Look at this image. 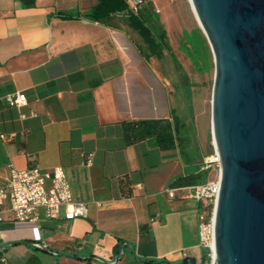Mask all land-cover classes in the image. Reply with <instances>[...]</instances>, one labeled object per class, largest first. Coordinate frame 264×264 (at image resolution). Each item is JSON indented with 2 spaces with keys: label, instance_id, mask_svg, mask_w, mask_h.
<instances>
[{
  "label": "crops",
  "instance_id": "1",
  "mask_svg": "<svg viewBox=\"0 0 264 264\" xmlns=\"http://www.w3.org/2000/svg\"><path fill=\"white\" fill-rule=\"evenodd\" d=\"M96 4L37 0L26 8L22 0H0V135L8 137H0V182L10 167H62L74 199L89 210L87 218L75 220H67L62 207L57 219L41 211L34 223H1L0 259L183 264L192 257L202 263L199 204L161 195L194 168L184 165L178 150L162 152L149 140L125 146L123 136L124 122L178 114L170 105L174 88L155 69L159 58L142 57L126 25L108 27L86 17ZM72 11L81 17L57 15ZM17 93L27 103L10 107L6 97ZM89 153L91 166L85 161ZM216 176L210 170L208 180ZM122 178L130 181L131 197L124 196Z\"/></svg>",
  "mask_w": 264,
  "mask_h": 264
},
{
  "label": "water",
  "instance_id": "2",
  "mask_svg": "<svg viewBox=\"0 0 264 264\" xmlns=\"http://www.w3.org/2000/svg\"><path fill=\"white\" fill-rule=\"evenodd\" d=\"M189 2L215 58V264H264V0Z\"/></svg>",
  "mask_w": 264,
  "mask_h": 264
},
{
  "label": "built area",
  "instance_id": "3",
  "mask_svg": "<svg viewBox=\"0 0 264 264\" xmlns=\"http://www.w3.org/2000/svg\"><path fill=\"white\" fill-rule=\"evenodd\" d=\"M149 1L128 0L129 11L138 15ZM6 101L10 107L16 108L27 103L23 93L10 94ZM0 137L2 140L8 139L7 135ZM93 157V153L85 156L86 165H92ZM202 170H215L217 176L196 186L167 188L165 193L170 199L179 195L182 199H193L199 204V247L207 252L208 260L205 264H215V212L221 191V159L216 148L204 158ZM6 201H9V208H5ZM62 207L66 208L67 220L87 218L89 215L87 204L74 199L62 167L51 171L39 167L26 170L10 167L7 178L0 182V224L6 221L34 223L41 211H44L47 218L57 219ZM0 260L5 264L7 262L4 256Z\"/></svg>",
  "mask_w": 264,
  "mask_h": 264
},
{
  "label": "rangeland",
  "instance_id": "4",
  "mask_svg": "<svg viewBox=\"0 0 264 264\" xmlns=\"http://www.w3.org/2000/svg\"><path fill=\"white\" fill-rule=\"evenodd\" d=\"M144 14L150 24L156 28L162 26L167 34L169 50L160 60L155 59L153 65L162 80L174 88L170 105L193 125L202 153H207L210 148L214 151L212 94L215 58L206 35L201 27L198 30L194 26L185 0H150L144 6ZM136 39L140 42L139 38ZM166 189L161 193L165 197ZM46 264H55L54 258L46 260Z\"/></svg>",
  "mask_w": 264,
  "mask_h": 264
},
{
  "label": "trees",
  "instance_id": "5",
  "mask_svg": "<svg viewBox=\"0 0 264 264\" xmlns=\"http://www.w3.org/2000/svg\"><path fill=\"white\" fill-rule=\"evenodd\" d=\"M36 1L22 0L26 8L35 7ZM96 1L97 4L86 15L87 18L108 27L119 28L120 24L126 25L132 33L138 35L140 42L137 40V47L146 61L152 57L159 59L164 57L165 52L169 50L166 31L163 27L156 28L152 23L150 24L149 19L144 16V8L138 15H135L129 11L128 0ZM57 15L66 20L81 17L79 11L59 12ZM122 126L125 146L149 140L162 152L178 150L184 165L194 168L191 172L172 180L169 188L191 187L208 181L209 171L201 170V168L204 158L209 156L213 150L210 148L207 153H202L196 139L195 129L185 117L173 111L170 119L130 121L124 122ZM121 186L124 196L131 197L128 178L121 179ZM126 188L128 189L125 190ZM175 199H182V197L178 195ZM146 227V225L142 226V230ZM202 260L199 264H205L208 260L206 251H203Z\"/></svg>",
  "mask_w": 264,
  "mask_h": 264
}]
</instances>
